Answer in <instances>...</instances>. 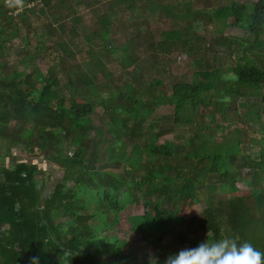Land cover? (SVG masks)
<instances>
[{"label": "trees", "instance_id": "1", "mask_svg": "<svg viewBox=\"0 0 264 264\" xmlns=\"http://www.w3.org/2000/svg\"><path fill=\"white\" fill-rule=\"evenodd\" d=\"M23 1L24 5L37 3L15 13L8 0H0V149L12 152L22 147L26 154L40 155L54 164L63 177L45 194L47 186L39 184L38 164L14 161L0 168V264H30L33 257H38L39 264H165L170 255L199 244L181 228L186 217L176 208L165 209L173 198L193 199L198 187L223 198L217 204L208 199L209 208L197 224L205 239L211 242L227 236L238 243L251 242L264 252V107L249 113V123H259L261 138L251 140L259 150L247 156L242 140L247 131L226 116V110L240 99L255 97L264 106V0H246V4L232 0L213 13L223 29L237 26L248 32L231 70L199 57L190 81L171 79L167 96L149 100L133 88L127 93L110 90L114 92L110 99L101 96L94 80L97 73L83 68L87 60L81 51V63L74 64V69L65 65L59 69L67 78L64 84L54 70L44 72L34 66L33 51L46 47L26 22L29 13L41 3L49 7L50 0ZM123 4L129 12L139 10L136 0H116L108 7ZM168 12L178 18L171 8ZM110 24L108 15L101 20L107 34ZM48 25L51 35L57 29ZM200 25L194 20L193 28ZM162 37L171 44L184 41L181 30L163 32ZM60 48L73 53L66 41ZM14 53L22 60L12 66L8 60ZM58 57L65 59L64 54ZM125 62L124 67L132 69V55ZM29 63L33 68L27 73ZM160 84L156 81L151 87ZM122 97L129 101L122 102ZM97 102L112 116L108 145L104 130L89 124ZM163 104L173 107L174 124L191 125L197 110L207 109L223 115L222 139L226 131L236 129L228 134L230 140L225 136L220 143H215L216 134H210L207 125L193 126L194 137L183 147L173 141L160 143L168 131L153 115ZM241 184L248 186L247 194ZM140 197L146 212L130 215L127 222L131 233L141 234L157 250L155 262L140 259L118 235L124 215Z\"/></svg>", "mask_w": 264, "mask_h": 264}, {"label": "rangeland", "instance_id": "2", "mask_svg": "<svg viewBox=\"0 0 264 264\" xmlns=\"http://www.w3.org/2000/svg\"><path fill=\"white\" fill-rule=\"evenodd\" d=\"M115 1L50 0V6L46 8L43 7V3L39 4L36 12L28 14L26 23L35 30L37 40L42 41L46 49L41 52L33 51L34 57H36L33 65L44 72H47L48 69L54 70L58 73L60 82L64 84L67 78L59 72V69L62 65L72 67L74 64L81 63V55L78 52L81 51L87 60L83 68H88L91 72L95 70L94 72L97 73V78L94 80L101 90V96L110 99L111 95L114 92H119L120 89L127 93L129 88H133V91L136 90L141 94L143 100H149L161 94L167 96L170 92L167 83L172 82L171 79L190 81L193 64L198 61L199 57L213 61L216 67L231 70L233 59L237 56V48L243 39L249 38L248 32L244 29L237 26L223 29L222 24L213 19L214 11L220 6L230 4L232 0H136L139 10L133 12L124 10L127 4L115 6L111 10L108 4ZM178 1L182 3L176 5L175 3ZM235 1L247 3L246 0ZM150 7L156 8L151 11ZM168 8H171V12L178 18H174L173 14L168 12ZM43 9H47V11L45 12ZM42 10L44 12H41ZM107 15L111 17V24L108 26L109 34L101 25V20ZM194 20L201 23L199 29L193 28ZM230 22L233 21L230 20ZM48 23L57 29L56 31L51 30V35L48 32ZM172 30H181L184 41L177 44L163 42V32L167 34ZM62 41L69 44V50L73 51L72 54L63 53L60 48ZM32 47H35V40ZM14 49L12 48V50ZM126 49L128 52L125 51ZM58 54H64L65 59L60 60ZM128 55H132L134 59L132 69L129 70L124 67L127 64L125 60ZM21 60L22 57L14 53L8 61L13 66L18 65ZM33 65L29 63L28 68L25 67V71L29 73ZM91 72L90 76H92ZM156 81L161 84L155 88L151 87ZM110 90L114 92L110 93ZM147 90L150 93H147ZM128 101V98L122 97V102L127 103ZM248 103L256 107H249V109ZM263 107L260 99L249 97L240 99L237 105L230 106L226 110V116L237 123V127L247 131L242 138L243 153L246 156L259 150L253 146L255 144L251 140L261 138L260 133H257L259 123H249V113L253 108L262 111ZM156 113L153 115L154 118L168 131L160 139V143L173 141L178 147H183V144L193 139V126L200 128L207 125L211 129L210 134H216L215 143L222 142L225 136L229 138L227 140H230L228 134H232V130L236 129L234 127V129L226 131L222 139L219 128H223L225 122L220 111L214 114L207 109L197 110L196 120L194 119L191 125L174 124L173 107L170 105H161L157 108ZM213 115L215 116L212 120ZM111 119L112 116L105 110V106L97 102L90 116L89 124L94 128L100 127L104 130L107 145L113 136ZM150 120L148 119L145 123L148 124ZM261 121L264 123V112H262ZM100 151H105V148L100 147ZM89 154L91 151L86 152V158H89ZM25 160L36 163L40 167L39 184L40 186L42 182L46 184L45 194H48L50 189L54 188L63 177V172L54 164L44 162L40 155L26 154L22 147L13 148L12 152H9L8 149H0V168L9 167L14 161ZM180 164L183 165L182 162ZM186 175L188 176L187 172ZM241 186L244 187V193L247 194L248 186L245 184H241ZM194 195L193 199L189 200L173 198L165 206V209L172 211L176 208L180 215H184L186 222L181 228L186 230L188 238L193 242L201 243L205 240V234L197 229V224L205 210L209 208L211 197L213 204H217L223 198L219 195H210L206 188L200 187L196 189ZM146 210L144 198L140 197L138 203L131 205L127 214L124 215L118 228V235L133 246L140 259L149 257L151 262H155L158 259L157 250L146 243L141 234L131 233L127 222L130 215H142Z\"/></svg>", "mask_w": 264, "mask_h": 264}, {"label": "clouds", "instance_id": "3", "mask_svg": "<svg viewBox=\"0 0 264 264\" xmlns=\"http://www.w3.org/2000/svg\"><path fill=\"white\" fill-rule=\"evenodd\" d=\"M9 3L18 10L23 8V0H9ZM30 264H39L38 257H33ZM165 264H264V252L251 242L238 243L237 239L225 236L211 242L205 239L196 247L181 249L167 257Z\"/></svg>", "mask_w": 264, "mask_h": 264}, {"label": "built area", "instance_id": "4", "mask_svg": "<svg viewBox=\"0 0 264 264\" xmlns=\"http://www.w3.org/2000/svg\"><path fill=\"white\" fill-rule=\"evenodd\" d=\"M9 1V0H8ZM36 1H32V2H30L29 4H27V5H24L25 4V2L23 1V8H22V10L25 8V7H33V6H35L36 5ZM39 3V2H38ZM22 10H18L16 7H15V13H18V12H20V11H22Z\"/></svg>", "mask_w": 264, "mask_h": 264}]
</instances>
